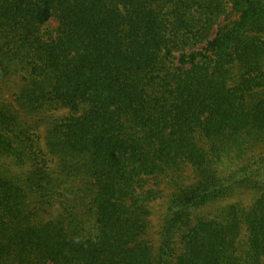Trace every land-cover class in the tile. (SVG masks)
Returning <instances> with one entry per match:
<instances>
[{
  "label": "trees",
  "instance_id": "trees-1",
  "mask_svg": "<svg viewBox=\"0 0 264 264\" xmlns=\"http://www.w3.org/2000/svg\"><path fill=\"white\" fill-rule=\"evenodd\" d=\"M0 264H264V0H0Z\"/></svg>",
  "mask_w": 264,
  "mask_h": 264
}]
</instances>
